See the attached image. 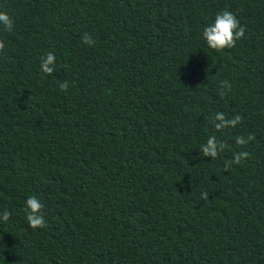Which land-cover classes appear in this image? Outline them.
<instances>
[{"label": "trees", "instance_id": "16d2710c", "mask_svg": "<svg viewBox=\"0 0 264 264\" xmlns=\"http://www.w3.org/2000/svg\"><path fill=\"white\" fill-rule=\"evenodd\" d=\"M223 10L245 38L217 51L201 33ZM0 12V264H264V0H0ZM217 113L239 120L217 129Z\"/></svg>", "mask_w": 264, "mask_h": 264}, {"label": "clouds", "instance_id": "9594fccd", "mask_svg": "<svg viewBox=\"0 0 264 264\" xmlns=\"http://www.w3.org/2000/svg\"><path fill=\"white\" fill-rule=\"evenodd\" d=\"M0 27L6 31L11 30L8 16L3 12H0ZM201 38L208 48L223 51L233 48L238 40L245 38V28L240 24V21L233 12L223 10L217 12L213 19L202 28ZM54 65L55 55L50 52L43 58L40 64V71L50 75L54 71ZM215 119L221 122L216 124V128L219 129L227 125H234L239 120V117L235 120L228 121L225 120L222 114L217 113ZM246 142L242 137L237 139L238 144L243 145ZM222 149L223 144L218 143L215 137H209L207 142L201 146L204 156L211 158H215ZM247 156V152H241L235 157L234 162L239 163L240 160ZM24 207L27 212V220L30 227L39 228L45 225L43 215L44 206L37 196H29L25 201ZM10 215L8 211H5L0 215V222L8 221Z\"/></svg>", "mask_w": 264, "mask_h": 264}]
</instances>
